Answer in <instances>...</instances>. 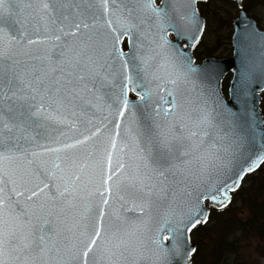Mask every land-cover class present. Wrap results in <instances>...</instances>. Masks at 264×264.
<instances>
[{"label": "snow or ice", "instance_id": "6c2138e0", "mask_svg": "<svg viewBox=\"0 0 264 264\" xmlns=\"http://www.w3.org/2000/svg\"><path fill=\"white\" fill-rule=\"evenodd\" d=\"M213 3L0 0V264H192L264 165V30L238 0L260 59L226 100L188 51Z\"/></svg>", "mask_w": 264, "mask_h": 264}, {"label": "trees", "instance_id": "16d2710c", "mask_svg": "<svg viewBox=\"0 0 264 264\" xmlns=\"http://www.w3.org/2000/svg\"><path fill=\"white\" fill-rule=\"evenodd\" d=\"M247 183H249L248 186H246ZM239 194L245 196V198L241 196L242 206L238 210L228 207L226 209L227 215L219 216L218 220L207 228L206 237L201 246L202 252L200 247L196 264H258L260 258L263 259L264 166L260 168L257 174L249 176ZM234 211L238 213L233 214ZM221 222L228 224L229 227L220 226ZM235 228L241 232V236L239 239L233 240L230 239L231 233L229 231H234ZM198 231L201 232L202 229ZM241 239H252V242L248 243L249 246H242L239 244ZM209 245L210 248L208 249Z\"/></svg>", "mask_w": 264, "mask_h": 264}, {"label": "rangeland", "instance_id": "374dc122", "mask_svg": "<svg viewBox=\"0 0 264 264\" xmlns=\"http://www.w3.org/2000/svg\"><path fill=\"white\" fill-rule=\"evenodd\" d=\"M244 4L245 7H247L250 10V13L259 20L262 26H264V2H262V0H260V2L258 0H244ZM202 12L208 15L207 17L208 24L204 38L196 48L195 51L196 55L201 56L203 58L208 55H211L212 53L214 55L222 54V56H231V52H232L231 35L233 29L232 22H233V18L237 14L236 4L234 3L233 0H214L213 6L211 8H202ZM219 47H220L219 50H223V52L217 50V48ZM229 78L230 76L226 77V79L224 80V84H225L224 86L227 85V81L229 80ZM255 174H257V172ZM248 178L249 176L247 177V179ZM248 185L249 183L246 184V186ZM239 191L236 193L234 201L230 204V207H233L231 209L236 208L238 210V208L242 206L241 200L242 197L245 198V196L239 194ZM237 213H238L237 211H234L233 214H237ZM221 215H227L226 210L223 212L214 211L212 213L211 220L206 225L202 226L203 228H199L202 229V231L199 232L198 231L199 229L195 231L196 234L194 235V240L198 244V250L202 246V243L204 242L207 228H209L215 221H217L218 220L217 218ZM222 225H224L225 228L229 227V225L224 224V222L220 223V226ZM230 227L232 228V226ZM229 232L231 233L230 239L233 240L236 238L239 239V237L241 236V232L238 231L237 228H235L234 231H229ZM251 242L252 239H248V240L241 239L239 244L242 246H249L248 243ZM209 248L210 245L208 246V249ZM201 252H202V247H201ZM197 254L194 256V264H196ZM258 264H264V257L263 259L260 258Z\"/></svg>", "mask_w": 264, "mask_h": 264}, {"label": "water", "instance_id": "95a60500", "mask_svg": "<svg viewBox=\"0 0 264 264\" xmlns=\"http://www.w3.org/2000/svg\"><path fill=\"white\" fill-rule=\"evenodd\" d=\"M238 3V0H236ZM239 16L234 19V34H233V44H234V54L231 58H224V59H217V58H209L207 59L201 66H203L205 69L210 71L216 78L219 79L220 82V88H221V81L222 78L225 76V74L231 70H234L233 79L231 81L230 85V98H232L233 95V86L236 85L239 87L238 81L240 78V72L243 69L242 59L244 57V51L247 48L248 51V58L251 61H255L257 64L259 63L260 59V49L258 45H252L249 41L246 40L244 36V29H245V22H244V13L238 11ZM248 15V11H247ZM248 17H250L248 15ZM252 18V17H250ZM253 22L258 25L257 21L252 18ZM261 30H264V28ZM261 77L259 72L256 73L255 78L253 82L250 85V90H255V95L258 97L256 100V105L259 111V114L262 118V112L260 110V100L261 95L260 91L264 89V83L260 82ZM222 93V92H221ZM228 100L227 98H225ZM192 246L196 248V245L192 243Z\"/></svg>", "mask_w": 264, "mask_h": 264}]
</instances>
